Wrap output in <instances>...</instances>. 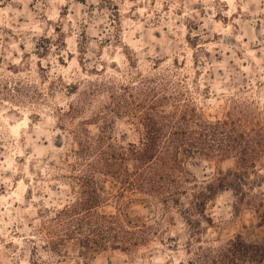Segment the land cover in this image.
I'll list each match as a JSON object with an SVG mask.
<instances>
[{"label": "clouds", "instance_id": "clouds-1", "mask_svg": "<svg viewBox=\"0 0 264 264\" xmlns=\"http://www.w3.org/2000/svg\"><path fill=\"white\" fill-rule=\"evenodd\" d=\"M0 264H264V0H0Z\"/></svg>", "mask_w": 264, "mask_h": 264}, {"label": "rangeland", "instance_id": "rangeland-1", "mask_svg": "<svg viewBox=\"0 0 264 264\" xmlns=\"http://www.w3.org/2000/svg\"><path fill=\"white\" fill-rule=\"evenodd\" d=\"M59 30V29H58ZM45 43H47V42H45Z\"/></svg>", "mask_w": 264, "mask_h": 264}]
</instances>
